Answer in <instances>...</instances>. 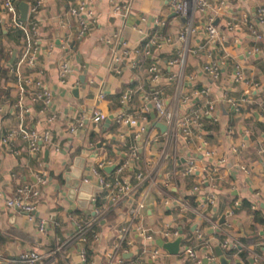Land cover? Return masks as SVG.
<instances>
[{
  "label": "crops",
  "instance_id": "crops-1",
  "mask_svg": "<svg viewBox=\"0 0 264 264\" xmlns=\"http://www.w3.org/2000/svg\"><path fill=\"white\" fill-rule=\"evenodd\" d=\"M81 1L42 0L37 14L40 50L34 68L25 73L34 77L41 71L51 102L42 114L38 105L30 107L23 124L36 132L48 130L50 141L34 153L18 138L0 144V192L10 197L22 184L39 192L33 222L21 212L6 210L0 200V255L10 258L33 250L45 264H103L111 256L109 264H219L215 248L221 250L226 242L232 262L264 264V223H254L252 215L258 212L264 220V26H256L259 39L244 27L226 29L228 22L243 16L253 23L264 0H224L216 14H192L193 31L185 43L177 39L183 20L172 12V0H124L129 5L124 16L111 9L121 0H93V23L77 40L74 20L66 11ZM14 2L29 6L33 0ZM208 2L215 5L218 0ZM211 16L220 39L206 37L204 26ZM4 19L0 11V136L17 124L12 107L17 89L10 70L21 45L20 31L7 28ZM63 43L66 48L61 49ZM113 50L118 55L125 52L117 74L109 68ZM62 60L69 72L60 85L57 65ZM210 63L219 66L217 79L201 70ZM150 65L158 71L156 82L149 79ZM153 92L177 117L209 110L192 128L191 137L177 138L165 157L161 155L165 129L161 132L152 125H163L148 100ZM123 93L128 99L119 106ZM95 113L103 119L92 122ZM120 113L137 121L144 132L135 137L136 128L115 123ZM49 114L55 116L51 125L44 123ZM109 116L113 118L105 123ZM77 119L82 127L69 133ZM131 150L136 159L117 176L115 167ZM188 161L195 171L183 175ZM138 172L144 180L137 186ZM40 176L45 178L43 185L37 182ZM98 177L106 182L120 177L130 192L111 203L108 191L97 185ZM210 191L215 203L202 212L216 222L215 229L202 226L189 211L177 212V201L195 196L200 202ZM99 194L100 206L95 207ZM139 202L143 208L131 218L129 211ZM97 219L95 240L87 246L90 257L82 261L79 254L85 241L74 236ZM37 220L45 223L44 236L36 230ZM123 227L128 228L127 244L114 252ZM174 227L180 229L182 240L177 254L168 255L153 242L174 240L159 237L162 230ZM137 228L151 234L153 242L145 241ZM154 249L158 255L151 257ZM186 249L193 250V260L186 258ZM242 250L247 253L244 260L239 257Z\"/></svg>",
  "mask_w": 264,
  "mask_h": 264
},
{
  "label": "built area",
  "instance_id": "built-area-1",
  "mask_svg": "<svg viewBox=\"0 0 264 264\" xmlns=\"http://www.w3.org/2000/svg\"><path fill=\"white\" fill-rule=\"evenodd\" d=\"M93 0H82L74 6H70L66 15L74 20L75 27V38L80 40L83 38L88 30L90 23H93V13L91 11V3ZM224 0H218V3L211 5L208 0H172L170 3V8L174 14L182 18L183 26L177 36L179 42L185 43L189 34L193 31L191 24V16L194 13L201 15L216 14L222 10ZM42 6V0H33L32 4L27 6V12L25 21L23 23L18 21V12L16 6L14 5V0H0V11L2 16L6 20L7 28L15 29L20 31L21 45L19 47V54L17 56L16 62L11 68L10 72L15 78V86L17 89L16 100L12 104V107L17 111V124L14 130L8 131L4 135L0 136V144L8 145L15 138H18L23 143H25L26 149L34 153L39 150L42 145L48 144L50 141V134L48 130L42 132H36L23 124L24 116L31 113V108L33 105H38V113L42 114L47 107H49L51 102V93L47 86L43 84L41 80V71L37 70L34 72V77L31 74H26L25 70H30L34 68L36 62V55L39 52V37H38V22L37 14ZM112 12L115 14L125 15L129 11V5L124 0H121L119 4H114L112 6ZM213 17H208V23L204 26V31L208 40L220 39L216 28L212 24ZM3 23V22H2ZM264 26V7H260L256 13V19L252 23L246 16H243L238 22H228L226 24V29L229 31H235L240 28H245L251 32L255 39H259L260 35L256 30V26ZM52 45H48L49 50ZM66 48L63 43L61 49ZM122 55L116 54L113 50L110 58L109 68L114 71V73H119V66L123 59ZM201 70L208 74L211 78L217 79L220 75L219 66L216 63L204 64ZM69 72V66L65 60H62L57 65V77L58 83L63 85L65 83V78ZM147 73L151 82H156L159 78L158 71L155 66L150 65L147 69ZM236 79H240V74L237 75ZM248 94V92H246ZM128 94L123 93L118 101L119 106H124L127 102ZM152 109L155 112L156 117L165 126V132L162 138V150L161 155L166 156V150L174 146L177 138L182 140H188L192 135V128L199 126V120L201 115H205L206 110L201 115L194 114L187 117H177L173 112L167 110L163 107L161 100L155 92H153L148 98ZM246 102V98L241 100ZM264 102V95L262 98ZM209 109H212L210 107ZM264 118V112L261 114ZM103 119L101 114L95 113L92 116V122H98ZM55 121V116L49 114L44 118V123L51 125ZM115 123L127 125L129 127L136 128L135 137L144 132V127L139 126L138 122L134 119L128 118L123 113L117 114L115 117ZM82 127L81 119H77L70 127L69 133H73L75 130ZM155 142L156 140L153 139ZM136 159L135 150H131L127 160H123L115 167V174L119 176L124 169L129 166L130 161ZM101 166V165H100ZM100 166H98L100 168ZM195 171L191 161H188L187 166L183 170V175H190ZM93 173H96L94 170ZM97 175V174H96ZM134 179L137 186L142 184L144 176L141 172L135 173ZM39 185L45 183V178L40 176L37 178ZM201 184V182H200ZM97 185L100 189H105L108 191L106 196L107 200L111 203L116 202L122 196L127 195L130 192V187L126 184V181L120 179V177L115 178L111 182H106L103 178H97ZM39 198L38 190L28 184L19 185L14 194L10 197L4 196L0 192V200L6 210H13L21 212L25 215L27 221L33 222V214L36 209L37 200ZM215 203V195L212 191L206 193L204 199L199 202L196 208H191L187 202L184 200L177 201V212L179 214L183 213L185 210L189 211L194 215V217L199 222H205L210 228L215 229L217 224L210 217L205 216L202 209L205 206H210ZM143 208L142 202L136 204L133 209H130L129 216L131 218L136 217L139 211ZM99 220H92L84 227L77 230L74 239H79L84 241V234L87 230L91 229ZM36 230L39 234L45 235V223L42 220H37L35 222ZM128 228L123 227L118 232V239L113 244V251L117 252L120 245L126 242L125 236L127 235ZM136 231L142 238L147 242H153V236L147 234L146 230L137 228ZM178 236V230L174 227L171 229L162 230L159 234L161 239L172 240ZM95 240V237L93 238ZM196 239H200V233L196 234ZM127 244V242H126ZM228 245L226 242L222 244V248L227 249ZM58 250V249H57ZM184 254L187 259L193 260L194 253L192 249H186ZM158 255V250L154 249L151 252V257ZM82 261H85L84 251H80L79 254ZM103 264H109L111 258ZM211 260H214L212 257ZM0 264H45L42 262L41 257L33 250H28L26 252L19 253L15 257H3L0 255Z\"/></svg>",
  "mask_w": 264,
  "mask_h": 264
},
{
  "label": "water",
  "instance_id": "water-1",
  "mask_svg": "<svg viewBox=\"0 0 264 264\" xmlns=\"http://www.w3.org/2000/svg\"><path fill=\"white\" fill-rule=\"evenodd\" d=\"M14 5L16 6L17 11H18V21L23 23L25 21V17H26L27 5L23 2H14ZM112 118H113V116H109L107 118V120L105 121V123H108L109 120H111ZM151 118H152V116H151ZM152 125L155 126L156 128H158L161 132H163L165 129L163 125H161L157 122H153ZM111 169H113V167L109 168L110 171H111ZM223 221H224V218H222L220 224ZM181 240H182L181 231H180V229H178V236L174 240H172L171 242H163L160 239H156V240H154L153 243L158 248L165 251L168 255H176L178 252ZM215 252H216V255L218 257L219 264H243L240 261L232 262V260L230 258H226L223 255V252L220 250V248H215Z\"/></svg>",
  "mask_w": 264,
  "mask_h": 264
},
{
  "label": "trees",
  "instance_id": "trees-1",
  "mask_svg": "<svg viewBox=\"0 0 264 264\" xmlns=\"http://www.w3.org/2000/svg\"><path fill=\"white\" fill-rule=\"evenodd\" d=\"M22 37V35H21ZM263 107H264V103H263ZM102 194V193H101ZM101 194L97 195V197L94 198V206L95 207H98L100 206V197L102 196ZM185 200H187V203L188 205L191 207V208H196L199 204L198 201L195 200V196H192L190 198H186ZM249 208V205L248 207ZM253 215V219H254V223H258V224H263L264 223V220L262 218L259 217V213L257 212H253L252 213ZM190 216H194L193 214H190ZM202 226L204 227H209L208 224H206L205 222L201 223ZM186 232H188L187 230H185ZM94 233H95V229L92 227L91 229L87 230L83 236L84 238V241H85V246H84V256H85V261H88L89 257H90V253H89V248L87 247L89 242L92 241V238L94 236ZM218 238L220 239L221 243H223V236H220V234H218ZM201 242V241H200ZM221 245V244H220ZM222 247V245H221ZM222 252H223V255L226 257V258H230L231 254H232V251H228L226 250L225 248H222L221 249ZM247 256V253L245 251H241L240 254H239V257L244 260Z\"/></svg>",
  "mask_w": 264,
  "mask_h": 264
}]
</instances>
